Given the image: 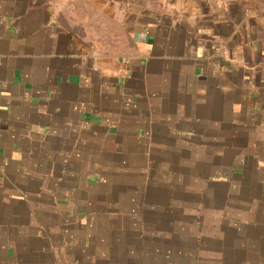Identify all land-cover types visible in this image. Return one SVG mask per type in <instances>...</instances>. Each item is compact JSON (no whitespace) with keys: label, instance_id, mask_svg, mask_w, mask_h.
Returning a JSON list of instances; mask_svg holds the SVG:
<instances>
[{"label":"crops","instance_id":"0c3cea01","mask_svg":"<svg viewBox=\"0 0 264 264\" xmlns=\"http://www.w3.org/2000/svg\"><path fill=\"white\" fill-rule=\"evenodd\" d=\"M111 4L0 0V264H264V0Z\"/></svg>","mask_w":264,"mask_h":264},{"label":"rangeland","instance_id":"374dc122","mask_svg":"<svg viewBox=\"0 0 264 264\" xmlns=\"http://www.w3.org/2000/svg\"><path fill=\"white\" fill-rule=\"evenodd\" d=\"M64 30L80 45L104 56H124L129 51V36L124 24L112 9L111 0H104V11L97 8L101 0H52Z\"/></svg>","mask_w":264,"mask_h":264}]
</instances>
